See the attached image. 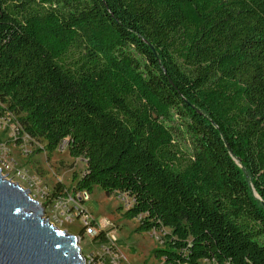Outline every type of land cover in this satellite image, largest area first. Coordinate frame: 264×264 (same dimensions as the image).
I'll return each instance as SVG.
<instances>
[{
    "label": "trees",
    "instance_id": "trees-1",
    "mask_svg": "<svg viewBox=\"0 0 264 264\" xmlns=\"http://www.w3.org/2000/svg\"><path fill=\"white\" fill-rule=\"evenodd\" d=\"M0 100L86 159L51 197L127 194L161 264H264V0H0Z\"/></svg>",
    "mask_w": 264,
    "mask_h": 264
},
{
    "label": "rangeland",
    "instance_id": "rangeland-1",
    "mask_svg": "<svg viewBox=\"0 0 264 264\" xmlns=\"http://www.w3.org/2000/svg\"><path fill=\"white\" fill-rule=\"evenodd\" d=\"M4 106L0 100V167L7 178L30 189L31 195L44 207L43 216L56 226L77 234L83 254L99 256L100 260L94 264H161L151 251L160 243L163 232L135 230L139 218H126L121 211L132 203L127 194H108L95 185L89 194L71 191L63 198L51 197L58 182L66 187L75 184V174L81 175L86 170V159L73 157L66 140L49 154L44 149L45 141L22 133L16 114ZM87 212L98 222V232L105 228L108 236L114 234L115 238L102 241L95 238L98 232L88 235L87 224L83 221ZM197 264L212 262L202 259Z\"/></svg>",
    "mask_w": 264,
    "mask_h": 264
},
{
    "label": "water",
    "instance_id": "water-1",
    "mask_svg": "<svg viewBox=\"0 0 264 264\" xmlns=\"http://www.w3.org/2000/svg\"><path fill=\"white\" fill-rule=\"evenodd\" d=\"M43 214L30 189L0 167V264H85L80 237Z\"/></svg>",
    "mask_w": 264,
    "mask_h": 264
},
{
    "label": "built area",
    "instance_id": "built-area-1",
    "mask_svg": "<svg viewBox=\"0 0 264 264\" xmlns=\"http://www.w3.org/2000/svg\"><path fill=\"white\" fill-rule=\"evenodd\" d=\"M28 134V133H27ZM29 135V134H28ZM94 220L92 214L90 212H87L84 217H83V221L85 222V224L88 225L87 229H86V233L88 235H95L97 234L98 232V229H97V226L96 225H93L91 224V221ZM107 235V238H111V239H114L115 238V235L112 234V236H108ZM99 259V256L97 255H92V254H88L85 256V264H94L96 263Z\"/></svg>",
    "mask_w": 264,
    "mask_h": 264
}]
</instances>
